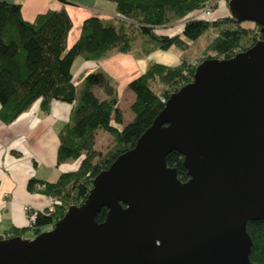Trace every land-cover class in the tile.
Wrapping results in <instances>:
<instances>
[{"label":"water","instance_id":"95a60500","mask_svg":"<svg viewBox=\"0 0 264 264\" xmlns=\"http://www.w3.org/2000/svg\"><path fill=\"white\" fill-rule=\"evenodd\" d=\"M229 10L261 38L200 62L81 204L34 237L0 238V264H260L247 225L264 219V0Z\"/></svg>","mask_w":264,"mask_h":264},{"label":"trees","instance_id":"16d2710c","mask_svg":"<svg viewBox=\"0 0 264 264\" xmlns=\"http://www.w3.org/2000/svg\"><path fill=\"white\" fill-rule=\"evenodd\" d=\"M60 1V8L47 9L28 21L23 17L20 3L0 0V119L12 122L38 99L43 113L49 112L54 99L74 103V120L59 130L57 164L80 159V165L76 170L63 172L55 182L31 179L28 185L31 191L59 196L55 209L38 210L32 225L9 229L0 238L18 235L31 238L53 227L70 206L79 205L87 198L94 177L135 145L164 107L165 100L192 81L200 62L211 57H231L249 49L261 38L257 23L246 26L231 13L210 20L187 19L183 30L173 35L157 31L158 27L174 26L189 14L209 7L211 0H106L115 5V15L87 17L78 39L69 47L73 20L66 5L71 0ZM206 31L215 34L199 60L183 59L175 65L150 60L147 68L129 82V88L136 95L131 105L135 116L124 127H120L123 111L118 106L117 82L102 68L86 74L78 99L72 71L77 57L98 61L109 56L113 49L127 52L138 36L145 54L172 46L185 50L190 47V41ZM93 85L103 89V99L91 90ZM98 129L113 136L114 144L106 153L95 148ZM167 164L177 169L180 179L189 178L183 155L177 150L167 155ZM37 182L44 183V188L35 190ZM107 211L103 207L97 220L103 221ZM247 230L253 242L250 258L264 264V219L249 221Z\"/></svg>","mask_w":264,"mask_h":264},{"label":"crops","instance_id":"0c3cea01","mask_svg":"<svg viewBox=\"0 0 264 264\" xmlns=\"http://www.w3.org/2000/svg\"><path fill=\"white\" fill-rule=\"evenodd\" d=\"M10 1L22 5L23 17L28 21H33L38 13L47 9L62 6L60 0ZM226 2L218 0L215 11L217 16L229 14ZM66 7L73 20V27L68 36L69 47L78 39L82 23L87 17L94 14L104 18L115 15V5L106 0H71ZM165 34L171 35L169 32ZM147 55L143 51L135 54L134 51L125 53L113 49L109 56L98 61L77 57L72 65V71L73 81L78 88V99L86 74L102 68L117 82L118 106L124 116L120 127H124L135 116L131 105L136 95L128 84L147 68L150 60H153ZM90 88L99 98L105 97L101 87L93 85ZM122 97L129 99L128 116L121 106ZM73 109L74 103L54 99L49 112L43 113L38 99L12 122L5 123L0 119V234L12 228L28 226L26 206L37 210L49 206L50 201L46 194L29 189L31 179L55 182L63 172L79 167V160L57 164L59 130L65 123L74 120ZM98 131L99 129L96 130ZM111 138L113 142V137Z\"/></svg>","mask_w":264,"mask_h":264},{"label":"rangeland","instance_id":"374dc122","mask_svg":"<svg viewBox=\"0 0 264 264\" xmlns=\"http://www.w3.org/2000/svg\"><path fill=\"white\" fill-rule=\"evenodd\" d=\"M227 1V0H225ZM230 1V0H228ZM214 4H218V0H211V2L209 3V6H212ZM227 4V8L228 11L230 13L229 10V2H226ZM207 8V7H206ZM204 8V9H206ZM213 9V18H205V17H196V16H202L203 12L201 11V13H194V14H189L188 16H186L185 18L181 19L178 23H176L174 26L171 27H158L157 31L160 33H165V32H170L171 35L175 34V33H180L183 30L185 21L187 19L190 18H202V19H215V18H219L220 16H217L218 14H215V11L217 10L216 8L212 7ZM202 10V9H200ZM200 12V11H199ZM228 15V14H226ZM224 15V16H226ZM109 16V15H108ZM255 24L254 21H244V25L246 26H253ZM182 26V28H181ZM214 32H210V31H206L202 36H200L199 38H197L196 40H192L190 41V47L188 49H180L176 46H172L170 49L164 50V49H154L151 52H149V54L147 56H150V58H152L153 60H157L159 62H163V63H167V64H178L180 63L183 59H185L186 61H190V62H195V60H199V58L202 55V51L206 48V46L208 45V43L210 42L211 38L214 36ZM135 52V54H140L143 50H142V45L140 44V37H137L136 43L135 45L127 52ZM210 54H214L213 51H209ZM121 106L122 108L125 109L126 111V115H129V99L126 97H122V101H121ZM123 120H124V116H123ZM111 137H113L108 131L104 130V129H99L98 132H96L95 135V140H96V144H97V150L106 153L109 148L114 144V140L113 142L111 141ZM70 160H79L80 159H70ZM69 161V160H68ZM41 184H44L42 182H40ZM49 198L50 203L52 202L51 207L53 209H55L56 207V202H54L51 199L52 195H47ZM55 198H57V202L59 201V196H54ZM49 207V206H47ZM50 209V208H49ZM25 235L30 236L31 233H26Z\"/></svg>","mask_w":264,"mask_h":264},{"label":"built area","instance_id":"2783aa9c","mask_svg":"<svg viewBox=\"0 0 264 264\" xmlns=\"http://www.w3.org/2000/svg\"><path fill=\"white\" fill-rule=\"evenodd\" d=\"M201 11L203 12L202 16L200 15V16H196V17H205V18H208L209 17V18H213V9H212V6H209L206 9H202V10L195 11L194 13H201ZM194 13H192V14H194ZM166 100H165V102H166ZM44 186H45V184H41L40 182H37L35 184V187H36L35 190L42 189V188H44ZM51 199L54 202L57 203V198H55L54 196H51ZM51 205H52V202L49 204L50 210H54L51 207ZM25 209H26V214H27L28 225H32L36 221L38 210L37 209H34L31 206H26Z\"/></svg>","mask_w":264,"mask_h":264}]
</instances>
